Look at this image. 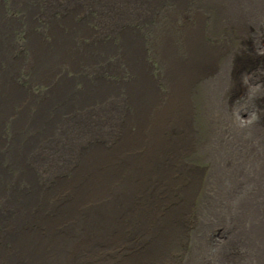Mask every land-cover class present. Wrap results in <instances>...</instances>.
I'll return each mask as SVG.
<instances>
[{
	"label": "bare ground",
	"instance_id": "bare-ground-1",
	"mask_svg": "<svg viewBox=\"0 0 264 264\" xmlns=\"http://www.w3.org/2000/svg\"><path fill=\"white\" fill-rule=\"evenodd\" d=\"M207 11L0 0V264H147L159 250L192 188L193 88L230 45Z\"/></svg>",
	"mask_w": 264,
	"mask_h": 264
},
{
	"label": "rangeland",
	"instance_id": "rangeland-1",
	"mask_svg": "<svg viewBox=\"0 0 264 264\" xmlns=\"http://www.w3.org/2000/svg\"><path fill=\"white\" fill-rule=\"evenodd\" d=\"M201 5L230 45L193 88L189 202L147 264H264V0Z\"/></svg>",
	"mask_w": 264,
	"mask_h": 264
}]
</instances>
